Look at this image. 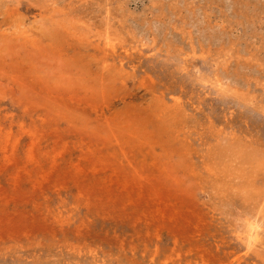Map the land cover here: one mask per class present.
<instances>
[{
    "label": "rangeland",
    "instance_id": "obj_1",
    "mask_svg": "<svg viewBox=\"0 0 264 264\" xmlns=\"http://www.w3.org/2000/svg\"><path fill=\"white\" fill-rule=\"evenodd\" d=\"M0 264H264V0H0Z\"/></svg>",
    "mask_w": 264,
    "mask_h": 264
},
{
    "label": "bare ground",
    "instance_id": "obj_2",
    "mask_svg": "<svg viewBox=\"0 0 264 264\" xmlns=\"http://www.w3.org/2000/svg\"><path fill=\"white\" fill-rule=\"evenodd\" d=\"M259 222V221H258ZM255 223V222H254ZM250 225V224H249ZM253 232V231H252Z\"/></svg>",
    "mask_w": 264,
    "mask_h": 264
}]
</instances>
